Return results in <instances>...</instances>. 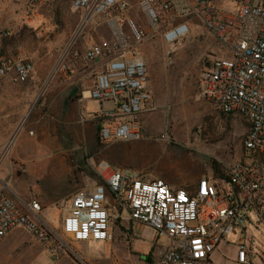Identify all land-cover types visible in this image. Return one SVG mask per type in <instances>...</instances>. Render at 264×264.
Listing matches in <instances>:
<instances>
[{
    "label": "rangeland",
    "instance_id": "rangeland-1",
    "mask_svg": "<svg viewBox=\"0 0 264 264\" xmlns=\"http://www.w3.org/2000/svg\"><path fill=\"white\" fill-rule=\"evenodd\" d=\"M2 2L9 12L1 17L6 22L14 14L15 21L0 50L16 51L35 65L36 72L26 84L0 81V191L30 220L55 231L73 251L55 259L19 228L0 243V264H155L163 250L156 231L129 220L114 224L109 244L73 243L61 229L67 202L86 182L97 180L93 169L100 161L131 167L147 179H163L179 188L208 171L221 173L243 160L247 122L217 112L199 89L205 65L224 57L225 51L191 18L190 33L175 47L168 64L161 38L151 35L143 15L133 8L130 16L146 37L141 43L133 41L130 49L146 60L151 100L140 117V139L104 145L99 140V120L91 117L101 114L100 104L83 102L84 114L80 106L82 92L90 89L103 62L77 61L72 76L56 72L63 52L78 35L82 14L66 1L42 8L28 19L19 2ZM112 42L108 25L97 17L77 38L75 48L82 51L93 43ZM34 200L43 208L39 219L27 210ZM248 225L242 227L249 228L252 264H264V226ZM240 233V227L233 226L228 243L212 255L216 264H238Z\"/></svg>",
    "mask_w": 264,
    "mask_h": 264
},
{
    "label": "built area",
    "instance_id": "built-area-1",
    "mask_svg": "<svg viewBox=\"0 0 264 264\" xmlns=\"http://www.w3.org/2000/svg\"><path fill=\"white\" fill-rule=\"evenodd\" d=\"M13 1L22 5L28 19L42 8L66 1L82 14L78 35L63 52L56 72L74 75L73 60L105 61L93 86L81 94L82 100L109 107L104 113L113 121L99 128L104 145L140 139V117L151 100L146 60L130 49L133 41L141 43L146 37L130 16L133 8L143 15L151 35L161 38L168 64L175 47L190 33L189 20L195 18L204 26L225 56L204 67L200 93L220 114L245 119L246 157L224 167L220 174L208 171L195 183L179 188L163 179H147L131 167L113 169L107 161H100L93 169L97 180L86 182L68 200L61 229L73 243L109 244L116 221L129 220L156 231L163 250L155 264H216L212 255L223 242L228 243L233 226H238L237 263L252 264L249 228L242 225L264 226V0ZM97 17L108 25L113 42L93 43L79 51L77 38ZM10 36V31L0 28V42ZM35 72V65L16 51L0 50V81L26 84ZM27 210L39 219L43 208L34 200ZM41 224L30 220L0 191V243L24 228L55 259L73 251L55 231Z\"/></svg>",
    "mask_w": 264,
    "mask_h": 264
},
{
    "label": "crops",
    "instance_id": "crops-1",
    "mask_svg": "<svg viewBox=\"0 0 264 264\" xmlns=\"http://www.w3.org/2000/svg\"><path fill=\"white\" fill-rule=\"evenodd\" d=\"M21 7H22V5H21ZM6 7L4 6V4H3V2H2V0H0V28L1 29H3V30H6V31H11V26H12V24H14V21H15V19H14V14L12 15V17H11V19L10 20H7L6 22L4 21V19L1 17L2 16V13H4L5 12V10L7 11V12H9V9L8 8H6ZM23 8V7H22ZM110 30V29H109ZM112 35V34H111ZM105 45H107V44H105ZM2 46V44H1V42H0V47ZM80 61V62H83V63H85L84 61H82V60H73V66H74V68H75V66H76V64H78V62ZM101 61V63L103 62V64L102 65H100V70H98V71H96L95 73H94V77H93V82H92V86H93V84H94V82H95V78H96V75L99 73V72H101L103 69H104V67H105V61H103V60H100ZM74 63H76V64H74ZM85 64H89V65H95V63H85ZM208 64V63H207ZM206 64V65H207ZM205 65V66H206ZM76 70V69H75ZM91 86V87H92ZM90 87V88H91ZM148 88H149V86H148ZM200 89V88H199ZM150 90V89H149ZM85 101H92V100H82V98L80 99V106H81V104L83 103V102H85ZM98 103V102H97ZM112 105H113V103H111ZM100 106H101V108H102V111H101V114H95V115H93V116H91V117H95V116H101V119L99 120V128H100V126H102L104 123H110V122H112L113 121V119L110 117V116H107V115H105V113H104V111H106V110H108L109 109V107L107 106V105H101L100 104ZM81 111L83 112V107L81 106ZM147 111V110H146ZM145 111V112H146ZM83 114H84V112H83ZM122 142H124V141H122ZM41 154H43V153H39V155H41ZM111 165V164H110ZM112 166V168L113 169H120V168H125V167H127V166H124V167H116V166H113V165H111ZM199 178H195V179H193L192 180V183H195L197 180H198Z\"/></svg>",
    "mask_w": 264,
    "mask_h": 264
},
{
    "label": "trees",
    "instance_id": "trees-1",
    "mask_svg": "<svg viewBox=\"0 0 264 264\" xmlns=\"http://www.w3.org/2000/svg\"><path fill=\"white\" fill-rule=\"evenodd\" d=\"M215 174H220V172H219V171H216ZM119 222H121V220L116 221V224H118ZM71 258H73V260L76 261V259H74V257L71 256ZM76 262H77V261H76ZM77 263H78V262H77ZM78 264H79V263H78Z\"/></svg>",
    "mask_w": 264,
    "mask_h": 264
},
{
    "label": "bare ground",
    "instance_id": "bare-ground-1",
    "mask_svg": "<svg viewBox=\"0 0 264 264\" xmlns=\"http://www.w3.org/2000/svg\"><path fill=\"white\" fill-rule=\"evenodd\" d=\"M6 124V123H5ZM4 125V124H3ZM35 142V141H34ZM36 145V144H35ZM40 148H43V145H40ZM35 150V148L33 149V151ZM37 150V149H36ZM41 150V149H40ZM32 151V150H31ZM33 153V152H32Z\"/></svg>",
    "mask_w": 264,
    "mask_h": 264
},
{
    "label": "flooded vegetation",
    "instance_id": "flooded-vegetation-1",
    "mask_svg": "<svg viewBox=\"0 0 264 264\" xmlns=\"http://www.w3.org/2000/svg\"><path fill=\"white\" fill-rule=\"evenodd\" d=\"M111 243V242H110Z\"/></svg>",
    "mask_w": 264,
    "mask_h": 264
}]
</instances>
